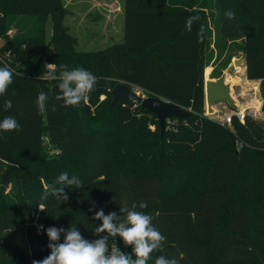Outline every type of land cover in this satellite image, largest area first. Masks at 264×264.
Instances as JSON below:
<instances>
[{
  "label": "trees",
  "instance_id": "1",
  "mask_svg": "<svg viewBox=\"0 0 264 264\" xmlns=\"http://www.w3.org/2000/svg\"><path fill=\"white\" fill-rule=\"evenodd\" d=\"M8 1L0 0V12ZM168 1L124 0L122 41L97 51L76 50L61 0H11L8 10L18 15L0 16V36L3 27L16 29L0 45V67L13 73L0 96V121L12 116L21 126L0 132V264L47 257L49 227H77L85 239L99 238L101 222L91 219L92 208L122 216L120 209L135 208L151 216L166 239L148 264L158 256L177 264H264L262 126L247 116L244 123L234 117L229 128L203 115L208 17L240 29L246 78L264 82V0H217L216 15ZM228 11L234 18L226 17ZM46 15L53 33L45 44ZM190 16L199 20L188 31ZM46 64H55L57 77L61 65L96 76L88 101L62 107L55 99L59 79H38ZM118 82L191 110L186 118H172L191 128L165 132L155 142L142 123L146 115L156 117L152 112L140 110L139 102L111 104ZM41 92L48 96L42 112L36 103ZM262 96L264 113V83ZM9 99L13 106L5 112ZM62 172L83 186H68L67 201L50 191L45 197L42 180L52 185ZM141 202L147 207L140 209ZM115 243L131 253L119 237Z\"/></svg>",
  "mask_w": 264,
  "mask_h": 264
},
{
  "label": "clouds",
  "instance_id": "2",
  "mask_svg": "<svg viewBox=\"0 0 264 264\" xmlns=\"http://www.w3.org/2000/svg\"><path fill=\"white\" fill-rule=\"evenodd\" d=\"M229 19L234 18V13L228 11L225 13ZM198 16H190L186 20V28L191 31L195 22H198ZM59 77L55 73V64H46L45 71L38 79L56 80L59 79V94L56 95L57 101H62V107L79 106L82 102H87L90 93L94 91L97 84V77L83 67H75L69 70L66 65H61ZM12 71L4 66L0 67V96L7 93L8 87L13 83ZM48 101L46 93L41 92L37 98V108L43 111ZM12 101L5 100L3 110L7 112L12 108ZM55 106H53V110ZM19 122L12 116H6L0 121V132L20 131ZM59 185V187H57ZM75 185L77 189L83 186L82 181L76 177H70L67 172L58 175L52 185H45V197L49 191L55 197L67 201L68 196L65 189L68 186ZM41 211L44 207L38 205ZM147 207V204L141 202L140 209ZM92 220L100 221L96 226V233L99 238L85 239L77 227H69L65 230L63 227H49L46 229L48 237L47 248L50 254L42 260H33L32 264H148L152 253L158 250L166 237L153 226L151 216L135 208L120 209L121 213L126 215H117L115 212L105 214L103 209L95 211ZM43 230V226H40ZM61 236L63 241L61 242ZM113 238L112 244H109V238ZM119 237L123 245L131 248V253L123 252L116 246V238ZM155 264H177L174 258L169 259L165 256H158Z\"/></svg>",
  "mask_w": 264,
  "mask_h": 264
},
{
  "label": "rangeland",
  "instance_id": "3",
  "mask_svg": "<svg viewBox=\"0 0 264 264\" xmlns=\"http://www.w3.org/2000/svg\"><path fill=\"white\" fill-rule=\"evenodd\" d=\"M13 2V0H12ZM12 2L9 0L0 12V16H7L12 13ZM68 14L65 15L63 23L69 28V33L76 39V50L79 51H97L104 49L109 45L122 41L123 28L118 24V13L124 8V0H61ZM168 5L177 7L195 8L203 7L205 10L215 14L220 10L217 0H169ZM11 10H8V8ZM19 10V8H17ZM216 15V14H215ZM52 22L50 16H45L43 43H47L52 37ZM4 34L0 36V45L7 39L14 36L16 29L3 27ZM223 30H227L224 32ZM240 29L230 27L229 25L221 26L220 22L214 16L208 17V48H207V66L205 67V78L218 79L220 77L231 85V96L235 99V107L230 108L226 103H217L213 106L215 116L220 118L229 110L245 107L246 117L249 116L262 126L264 134V113L263 107V81L249 80L243 73L244 59L237 64L234 60L244 58L242 49L243 37ZM52 45L48 49L52 50ZM19 66V64H17ZM37 79V77L35 76ZM131 89L141 96L149 95L141 88L130 86ZM203 115L209 118L213 116L209 113ZM245 117V119H246ZM244 119V121H245ZM243 121V123H244ZM146 129L152 132V139L157 142L160 129L156 117L146 115L142 120ZM220 123V122H218ZM221 124V123H220ZM192 123L189 121H177L168 119L166 121V133L179 132L181 129H190ZM232 128V125H228ZM240 149V144L236 145ZM51 177V176H50ZM43 187L48 185L42 180ZM6 194V193H5ZM7 193L5 196H8ZM13 197V195H10Z\"/></svg>",
  "mask_w": 264,
  "mask_h": 264
},
{
  "label": "water",
  "instance_id": "4",
  "mask_svg": "<svg viewBox=\"0 0 264 264\" xmlns=\"http://www.w3.org/2000/svg\"><path fill=\"white\" fill-rule=\"evenodd\" d=\"M244 58L234 60L237 64L242 62ZM204 78V108L203 112L213 115V106L217 103H226L230 108L235 106V100L231 96V85L220 77L218 79ZM112 102L123 100L128 102H139L140 110H148L152 112L158 121L160 128V139H163L166 130V121L169 118H186L191 115V110L185 109L175 102L166 100L156 94L150 93L147 96H141L134 92L130 85L125 82H118L111 89ZM213 120L218 121V117L214 116Z\"/></svg>",
  "mask_w": 264,
  "mask_h": 264
},
{
  "label": "built area",
  "instance_id": "5",
  "mask_svg": "<svg viewBox=\"0 0 264 264\" xmlns=\"http://www.w3.org/2000/svg\"><path fill=\"white\" fill-rule=\"evenodd\" d=\"M235 105H236V103H235ZM134 106H136V104H134ZM215 115H216V113H214L212 116L214 117ZM217 117H218V121L217 122H220L222 125H226V126L232 124V121H233V118L234 117L240 123H243V121H244V119L246 117L245 107L241 106L238 109L229 110V111L225 112L221 118L219 116H217ZM40 226H41V224L40 225L37 224V231H38V233H41ZM110 246H111V244H110Z\"/></svg>",
  "mask_w": 264,
  "mask_h": 264
},
{
  "label": "crops",
  "instance_id": "6",
  "mask_svg": "<svg viewBox=\"0 0 264 264\" xmlns=\"http://www.w3.org/2000/svg\"><path fill=\"white\" fill-rule=\"evenodd\" d=\"M117 20H118V24L117 25H119L120 28L122 27L124 29V10H122L121 12L118 13V19ZM243 73L245 74V66L243 67ZM132 86H135V85H132ZM135 87H138V86H135Z\"/></svg>",
  "mask_w": 264,
  "mask_h": 264
}]
</instances>
